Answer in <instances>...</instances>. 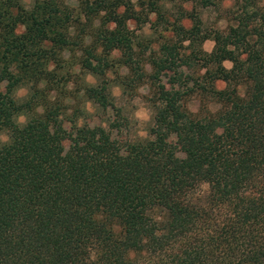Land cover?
Instances as JSON below:
<instances>
[{"label": "trees", "instance_id": "trees-1", "mask_svg": "<svg viewBox=\"0 0 264 264\" xmlns=\"http://www.w3.org/2000/svg\"><path fill=\"white\" fill-rule=\"evenodd\" d=\"M60 4L41 0L26 12L17 0H0V84L49 75L45 62L69 44ZM94 5L86 4L85 18L103 7ZM113 7L107 21L114 28L101 33L100 48H123L129 67L131 16ZM243 13L225 35L201 38L214 43L203 67L213 63L211 80L225 84L211 90L218 109L200 100L192 114L160 85L154 138L124 155L85 129H76L62 154L63 133L48 131L53 115L35 112L34 96L17 102L0 93L7 135L0 143V264H264V14ZM257 16L261 24L252 25ZM197 29L183 31V41L191 43ZM161 50L165 57L151 62L153 80L173 69L175 48ZM82 68L96 72L88 62ZM86 95L104 97L94 89ZM171 134L178 157L166 141Z\"/></svg>", "mask_w": 264, "mask_h": 264}, {"label": "rangeland", "instance_id": "rangeland-1", "mask_svg": "<svg viewBox=\"0 0 264 264\" xmlns=\"http://www.w3.org/2000/svg\"><path fill=\"white\" fill-rule=\"evenodd\" d=\"M37 1L41 0H17L26 12ZM58 1L61 2L62 19L69 15L68 46L53 53L45 62L43 68L49 75L44 80L38 83L24 80L17 85L2 82L0 93L9 94L17 102H25L34 96L32 100L38 104L35 112L53 115L55 123L46 126L48 131L51 134L63 133L60 143L62 154L68 152L69 138L76 129L88 130L95 136L105 135L122 155L134 144L153 139V96L160 85L166 90L176 91L186 107L195 109L202 100L210 111H216L219 105L212 99L211 90H222L225 84L211 80L215 70L213 63L203 67V55L209 53L204 47L207 40L201 41V38L210 37L214 32L225 35L229 27L235 26V17L243 15V12L264 14V0ZM98 2L103 5L101 11L85 18L83 10L86 4L94 7ZM115 5L113 11L117 15L125 10V14L131 16L125 21L132 48L128 54L132 59L129 67L123 64L127 57L123 48L108 53L100 48L101 33L114 28V24L107 21V12ZM194 24L198 31L191 36V43L183 41V31L190 30ZM260 24L259 16L255 17L252 25ZM23 32V26L15 30L16 35ZM164 46L175 48L176 55L168 59L169 62L173 60V69L159 73L158 80H153L151 76L156 68L151 62L165 57L161 50ZM87 62L96 68V72L82 68ZM88 89H94L104 97L89 99L86 95ZM237 90L242 94L243 86ZM15 121L22 124L25 116L19 115ZM6 139V133L0 132V143ZM166 141L175 156H180L173 134ZM205 189L203 186L200 191L205 192Z\"/></svg>", "mask_w": 264, "mask_h": 264}, {"label": "crops", "instance_id": "crops-1", "mask_svg": "<svg viewBox=\"0 0 264 264\" xmlns=\"http://www.w3.org/2000/svg\"><path fill=\"white\" fill-rule=\"evenodd\" d=\"M213 45H214L213 42H210V41L207 40L206 43H205V46H204V47H205V51L208 52V53H210L211 50H212V48H213ZM221 65H222V67H223L224 69H226V70H229V69L231 68V63L228 62V61H223V62L221 63ZM198 107H199V105H197L196 108L194 109V108H191V107L189 106V107H187V109H188L189 111H191V112H195V111L198 110Z\"/></svg>", "mask_w": 264, "mask_h": 264}]
</instances>
